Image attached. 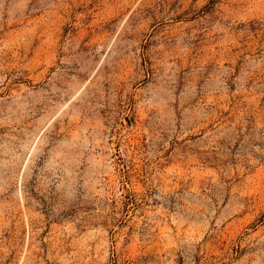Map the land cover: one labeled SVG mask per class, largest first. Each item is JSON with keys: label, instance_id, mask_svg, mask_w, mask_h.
<instances>
[{"label": "rangeland", "instance_id": "rangeland-1", "mask_svg": "<svg viewBox=\"0 0 264 264\" xmlns=\"http://www.w3.org/2000/svg\"><path fill=\"white\" fill-rule=\"evenodd\" d=\"M0 264H264V0H0Z\"/></svg>", "mask_w": 264, "mask_h": 264}]
</instances>
